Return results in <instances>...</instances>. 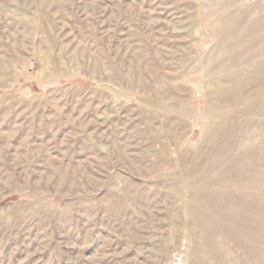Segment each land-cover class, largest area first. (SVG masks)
I'll return each mask as SVG.
<instances>
[{"label":"rangeland","instance_id":"rangeland-1","mask_svg":"<svg viewBox=\"0 0 264 264\" xmlns=\"http://www.w3.org/2000/svg\"><path fill=\"white\" fill-rule=\"evenodd\" d=\"M0 264H264V0H0Z\"/></svg>","mask_w":264,"mask_h":264}]
</instances>
